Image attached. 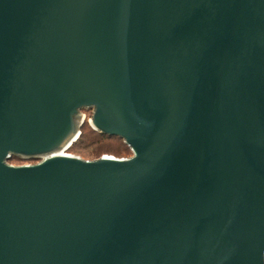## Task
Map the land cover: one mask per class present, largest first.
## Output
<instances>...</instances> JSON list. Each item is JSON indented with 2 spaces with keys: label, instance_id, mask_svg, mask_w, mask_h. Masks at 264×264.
<instances>
[{
  "label": "water",
  "instance_id": "1",
  "mask_svg": "<svg viewBox=\"0 0 264 264\" xmlns=\"http://www.w3.org/2000/svg\"><path fill=\"white\" fill-rule=\"evenodd\" d=\"M0 264H264V0H0Z\"/></svg>",
  "mask_w": 264,
  "mask_h": 264
},
{
  "label": "rangeland",
  "instance_id": "2",
  "mask_svg": "<svg viewBox=\"0 0 264 264\" xmlns=\"http://www.w3.org/2000/svg\"><path fill=\"white\" fill-rule=\"evenodd\" d=\"M92 112V111H91ZM91 112L87 111H81L80 113L83 115L85 119L90 118ZM87 133H89V130H87ZM95 137V134H91L90 138ZM99 147V149H98ZM65 152L71 153L73 155L79 156L82 159H89L94 160L97 159L103 155H112L116 157H129L133 153L128 150L125 145L119 141V140H104L101 139L99 141L98 145L94 146H88V145H75L74 147H71L70 149L66 150ZM10 164L13 165H23V164H30V163H36L35 161H24V159L15 158L13 160H9Z\"/></svg>",
  "mask_w": 264,
  "mask_h": 264
},
{
  "label": "trees",
  "instance_id": "3",
  "mask_svg": "<svg viewBox=\"0 0 264 264\" xmlns=\"http://www.w3.org/2000/svg\"><path fill=\"white\" fill-rule=\"evenodd\" d=\"M84 111H87V112H91L92 110H84ZM87 130H89V133H87ZM95 134V137L93 138H90V135L91 134ZM101 139H104V140H119L122 142V140L119 138V137H104L100 134H98L97 132H95L94 130H92L88 124V119H85L83 125L81 126V134L80 136L78 137V139L71 145V147H74L75 145H88V146H94V145H98L99 144V141ZM123 143V142H122ZM70 147V148H71ZM128 150H130L129 147L125 146ZM69 148V149H70ZM99 149V147H98ZM131 151V150H130ZM132 152V151H131ZM15 158H18V157H13L12 159L10 160H13ZM21 159V158H19ZM24 161H35L37 162V160H24Z\"/></svg>",
  "mask_w": 264,
  "mask_h": 264
},
{
  "label": "bare ground",
  "instance_id": "4",
  "mask_svg": "<svg viewBox=\"0 0 264 264\" xmlns=\"http://www.w3.org/2000/svg\"><path fill=\"white\" fill-rule=\"evenodd\" d=\"M59 154H65V151L62 149L60 151H57Z\"/></svg>",
  "mask_w": 264,
  "mask_h": 264
}]
</instances>
